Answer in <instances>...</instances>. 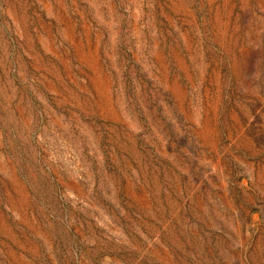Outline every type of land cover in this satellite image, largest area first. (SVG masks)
Segmentation results:
<instances>
[{
	"label": "rangeland",
	"instance_id": "374dc122",
	"mask_svg": "<svg viewBox=\"0 0 264 264\" xmlns=\"http://www.w3.org/2000/svg\"><path fill=\"white\" fill-rule=\"evenodd\" d=\"M0 264H264V0H0Z\"/></svg>",
	"mask_w": 264,
	"mask_h": 264
}]
</instances>
